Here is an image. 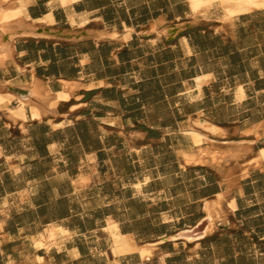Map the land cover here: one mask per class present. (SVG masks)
Returning a JSON list of instances; mask_svg holds the SVG:
<instances>
[{"label": "crops", "instance_id": "0c3cea01", "mask_svg": "<svg viewBox=\"0 0 264 264\" xmlns=\"http://www.w3.org/2000/svg\"><path fill=\"white\" fill-rule=\"evenodd\" d=\"M218 9L0 0L20 11L2 35L0 93L13 98L0 108V264H264V8L230 20ZM64 83L76 92L55 109L30 94L40 84L53 98ZM20 101L30 105L15 121ZM192 130L238 158L184 166ZM219 195L211 234L162 242ZM110 223L152 256L115 255Z\"/></svg>", "mask_w": 264, "mask_h": 264}, {"label": "bare ground", "instance_id": "6f19581e", "mask_svg": "<svg viewBox=\"0 0 264 264\" xmlns=\"http://www.w3.org/2000/svg\"><path fill=\"white\" fill-rule=\"evenodd\" d=\"M188 2L192 10V13L194 15H197V14L204 15L205 13H208L212 8L217 7L220 10H222L224 18L227 20H230L234 15L248 13L257 7L264 8V0H188ZM19 12L10 11V10L6 12L4 11L0 12V68L5 65V63L9 60L11 56L10 51H9V44L6 42L4 43L2 41V35L6 33V29L4 27L8 26L10 23L15 21L20 15ZM64 85L67 88V89L65 88L66 91L55 95L53 98L50 97L51 95L49 96V93L45 90L44 86L40 84H32V86H30V92H31L30 94L32 95L33 98L40 100L44 102L45 104H47L48 109L50 110L55 109L56 107H58L57 105L59 104L61 100H64V101L70 100L72 97V93L74 91L76 92L77 85L75 86L69 83H64ZM12 98L13 97L9 95L7 96L0 95V108L7 106V104H10ZM28 105L30 104L20 101L19 107L17 109L15 110L8 109L9 117L15 121L17 119L25 120L26 119V107ZM31 110H32V117L34 119L35 118L42 119V112L40 111V109H38L37 106L31 105ZM206 129H208L211 132L217 131L215 128H212V127H206ZM189 135L193 141V145H194L193 147L196 148V151L193 150L190 153L189 152L186 153L184 151L185 153H183L182 155L184 166L191 165V166L197 167V165H208V166H212L220 170L226 163H229L230 160L238 158L237 152H234L231 149L215 150L214 148H210L206 146L205 142L211 141V140L207 136H205L204 134L200 133L197 130L190 131ZM248 145L251 146V143H249ZM259 159L261 160V162L264 161V149L259 152ZM82 182L84 181L81 180V184H83ZM85 184L86 183H84L83 185ZM136 187L137 189H140L141 186L136 185ZM223 200H224V196L219 195L216 198V201L212 203L210 202L205 203L204 211L207 214L206 219L208 220V226L201 235L196 236V237H188L187 238L188 241H193L194 239L203 238L206 235H209L214 231L215 223L223 219L222 218L223 216L221 215L222 214L221 213L222 211L221 203ZM230 206L232 209H235V206L233 204H230ZM117 227L118 226L115 223H110L109 226L107 227V233H109L110 238L113 240V253L115 255H125L128 253H139L143 259H147L152 256L153 247L149 245H145L142 247L137 246L132 239L118 234ZM50 234L51 236L54 237V235H57V234L60 236H63V235H66L67 233L62 229L53 227V229L50 231ZM177 238L179 237L172 236V237H169V240H174Z\"/></svg>", "mask_w": 264, "mask_h": 264}, {"label": "water", "instance_id": "95a60500", "mask_svg": "<svg viewBox=\"0 0 264 264\" xmlns=\"http://www.w3.org/2000/svg\"><path fill=\"white\" fill-rule=\"evenodd\" d=\"M207 226H208V220L206 218H204V219L200 220L191 229H185V230L179 231L178 233H176V234L173 235V236H176V237H179V238L174 239V240H169V238H167V239L162 240V242H165V241H168V240L169 241H186V242H191V241H188L187 238L188 237H196V236L201 235L205 231V229L207 228ZM170 237H172V236H170ZM205 237H203V238H205ZM203 238L194 239L193 241L200 240V239H203Z\"/></svg>", "mask_w": 264, "mask_h": 264}, {"label": "rangeland", "instance_id": "374dc122", "mask_svg": "<svg viewBox=\"0 0 264 264\" xmlns=\"http://www.w3.org/2000/svg\"><path fill=\"white\" fill-rule=\"evenodd\" d=\"M260 8H263V7H257V8H255L254 10H258V9H260ZM1 94V93H0ZM2 95V94H1ZM8 109V108H7ZM9 116V115H8Z\"/></svg>", "mask_w": 264, "mask_h": 264}]
</instances>
